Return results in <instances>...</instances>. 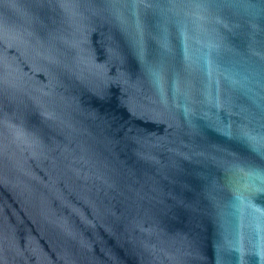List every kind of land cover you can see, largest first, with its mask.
Listing matches in <instances>:
<instances>
[{
	"label": "water",
	"instance_id": "obj_1",
	"mask_svg": "<svg viewBox=\"0 0 264 264\" xmlns=\"http://www.w3.org/2000/svg\"><path fill=\"white\" fill-rule=\"evenodd\" d=\"M0 264H264V0H0Z\"/></svg>",
	"mask_w": 264,
	"mask_h": 264
}]
</instances>
